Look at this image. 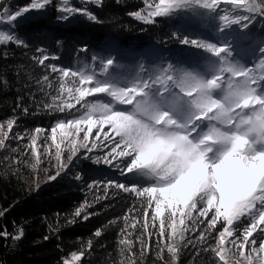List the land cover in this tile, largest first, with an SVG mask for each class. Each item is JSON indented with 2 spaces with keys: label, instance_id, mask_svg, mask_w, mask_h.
<instances>
[{
  "label": "snow or ice",
  "instance_id": "snow-or-ice-1",
  "mask_svg": "<svg viewBox=\"0 0 264 264\" xmlns=\"http://www.w3.org/2000/svg\"><path fill=\"white\" fill-rule=\"evenodd\" d=\"M86 2L102 6V0ZM142 2L143 8L128 15L145 24H155L158 17L167 20L190 14L189 21L193 23L202 22L205 17L217 19L218 31L224 32L233 25L248 29L257 15L264 17V0ZM51 3L52 0H30L26 7L14 11L5 6L0 11V23L6 20L7 26H13L18 18H25L32 10H46ZM57 11L60 13L57 19L61 21L80 14L89 21L100 22L87 8L71 6L70 0H59ZM172 35L182 45L202 49L207 56L202 62L195 60L187 65L161 59L150 66L141 57L137 70L124 74L116 71L124 65L110 54H93L92 64L85 62L73 69L46 65V61L58 57H50L45 49L36 48L39 55L32 60L57 74L55 83L47 74L37 80V84L43 82L55 92H45L41 87L50 98L38 103L37 111L73 117L61 119L51 128L58 170L48 180H55L67 169L73 158H78L80 149L86 150V159L120 172L127 182L93 181L88 187H114L143 201L140 211L133 206L128 210L131 216L126 214L122 218L124 227L120 229L122 238L118 244L121 255L129 254L128 264H137L132 252L134 241L129 237L138 225L145 230L150 226L158 228L160 264H167L165 252L176 264L181 249L193 244L186 235L189 232H198L196 241L204 245L203 251L213 253L215 264H264V42L258 48L257 59L245 62L234 56L235 49L228 40L210 43L191 39L181 28ZM9 44L27 47L14 26L11 30H0V46ZM79 51L87 52L88 46ZM5 83L0 81V87ZM72 109L76 111L71 112ZM22 111L27 114L28 109ZM17 123L15 116L0 123V149L8 147L6 141ZM44 131L36 128L34 134H28L34 157L29 167L33 170L43 163L36 144L38 135ZM81 133L82 139L78 140ZM24 138L16 134L17 140ZM101 147L108 151L87 155ZM47 151L49 156L53 155ZM75 179L80 180L81 176L77 174ZM39 186L36 184L34 190ZM90 207L92 204L85 201L75 208L73 218L67 222L75 223L76 218L87 220L92 215L86 211ZM109 223L115 224L117 220ZM13 225L15 228V222ZM48 228L51 231L52 225ZM101 234L100 229L94 232L96 237ZM254 234L261 237L258 247ZM23 235L22 226L15 234L7 230L0 233L13 241H19ZM136 239L142 254L147 247L143 233ZM88 246L91 247V241ZM229 254L240 259L230 261ZM83 255L84 251L72 252L62 264H78Z\"/></svg>",
  "mask_w": 264,
  "mask_h": 264
},
{
  "label": "trees",
  "instance_id": "trees-1",
  "mask_svg": "<svg viewBox=\"0 0 264 264\" xmlns=\"http://www.w3.org/2000/svg\"><path fill=\"white\" fill-rule=\"evenodd\" d=\"M8 2L10 0H0V11ZM58 2L59 0H53L47 13L42 16L18 23L16 32L25 39L27 47L15 44L0 46V81L6 82L0 87V123L15 116L18 123L14 127V133L25 137L18 142L8 140L9 149H0V212L7 209L0 216V233L7 230L8 233L15 234L21 226L24 231L19 241L0 236V264H62L64 259H70L72 252L81 251H84V255L78 264H120L121 261L128 264L129 254L125 252L121 255V246L118 244V240L122 238L119 235L120 229L124 227L122 218L126 214L131 216L128 210L133 206L140 211L143 201L132 193L114 187L105 189L100 185L88 191L83 190L74 181L73 174L70 175L73 176L72 181L67 178L69 175L60 174L55 180L40 183L38 190H34V180L41 178V174L55 175L56 169L51 165L44 172L43 164L36 170L29 167L33 163V157L31 149L26 148L30 144L28 134H34L36 128L48 131L59 120L73 118L65 113L49 114L43 109L37 111V104L50 98L45 92L55 94L54 89L47 88L43 82L37 84V80L47 74L55 83L57 74L32 60L34 55H39L35 50L40 47L50 57H58L49 59L45 62L46 65L55 64L73 69L85 62L92 64L93 54H110L124 65L123 68H117V72L131 74L137 70L136 65L141 57L149 66L160 63L161 59L178 65H187L195 60L202 62V58L207 56L202 49L182 45L173 37V32L178 28L183 30L184 35H190L191 39H205L210 43H222L228 39L224 32L218 31L219 21L214 18L205 17L202 22L193 23L189 21L190 14H184L167 20L157 18L155 24L137 21L128 13L143 8L142 0H102V6L99 7L91 3H74L77 8H87L94 13L100 22L89 21L82 15L61 21L57 19L60 15L57 11ZM29 3L30 0H16L19 7ZM232 27L240 29L238 25ZM232 27L228 31H232ZM246 33L264 41V17L257 15ZM85 45L88 46V51H79ZM259 47L257 46V50ZM234 56L249 62L235 52ZM255 56L257 59L259 52ZM95 70L98 72L99 68L96 67ZM41 87L45 88V92L41 91ZM23 108L28 109L27 114L22 111ZM76 108H80V105H76ZM70 111L75 112L76 109ZM106 151L108 148L101 147L89 155H101ZM25 160L27 164L24 163ZM76 162L79 173L83 176L92 168L109 167L97 165L85 157ZM113 172H117V175ZM113 172L110 176L113 174L114 180L127 182L117 169ZM130 179L131 176L128 177ZM96 197L99 199H95ZM85 201L92 204V207L86 209L92 215L87 220L76 218L75 223L69 224L67 221L73 218L75 208ZM45 217L47 221L44 220ZM139 219L142 220L143 217ZM113 220H117V223L110 224ZM149 223L151 225V221ZM49 224L52 225L51 231ZM156 224H159L158 220ZM97 229L102 232L99 237L94 236ZM157 232L158 228L150 226L145 230L138 225L129 237L134 241L132 252L135 253L133 258L137 264H160L157 258ZM142 233L147 247L141 254V244L136 238ZM186 235L193 244L181 249L176 264H215L213 253L203 251L204 245L196 241L198 232ZM45 236L49 238L45 240ZM164 257L167 264H173L169 254L165 252Z\"/></svg>",
  "mask_w": 264,
  "mask_h": 264
},
{
  "label": "rangeland",
  "instance_id": "rangeland-1",
  "mask_svg": "<svg viewBox=\"0 0 264 264\" xmlns=\"http://www.w3.org/2000/svg\"><path fill=\"white\" fill-rule=\"evenodd\" d=\"M76 1L82 2V3H87L86 0H70L71 6L76 7L75 4H74ZM26 6L27 5L21 6V7H26ZM7 7L11 8L13 11L18 9V8H20L16 4V0H10V2H8ZM57 7H58V5H57ZM48 8H49V6L46 8V10H42V11L32 10V11H30L29 13L25 14V18H18L17 22H14L13 26L16 28V26L18 25L19 22L27 20V19H29L31 17H40V16H42L43 14L47 13ZM76 15H80V14H75L71 18L75 17ZM13 26H7V21L5 20L4 22L0 23V30H11V27H13ZM245 31L247 32V29L241 30V31H239L237 33L238 34L237 35L238 38L236 39V42H234V43H232V41L234 40L236 33L233 35V37H231V33H232L231 30L230 31L225 30L224 33H225L228 41H230L232 43V45H233V47L235 49V51H234L235 54H237L241 58H243V57L246 58V60H248L249 62H252V61L256 60L255 59V57H256L255 54H256V52H258L257 46H260L261 43L264 42V41H259V39L255 35L253 37L248 36ZM241 39H243V40H241ZM236 43H237V45H236ZM95 131L96 130L94 129L93 130V136H94ZM59 136H60V130L58 129L57 130V138H58L57 142L58 143L60 142ZM82 136H83V133L80 134V137L78 138V140L82 139ZM50 137H51V129L48 130V131H44V132L40 133V135H38V138H37L36 148H37L38 152L40 153L41 160L43 161L42 164H43V167H44V172H47L50 169L51 165L53 166V168L56 169V171L58 170V167H57L58 162L56 161V159L54 157L55 147L52 145ZM92 138L93 137H90V140ZM101 138H103V133H101ZM9 141L10 142H18L19 141V140L16 139V133H14V129H13L12 132L9 133ZM98 143H99V141H98ZM6 144H7V141H6ZM20 144H24V143L20 142ZM63 146L64 145H62V147ZM26 148L30 149L29 146H27ZM7 149H9V146L7 147ZM47 150H50L53 153V155L49 156ZM85 153H86L85 149H80V153L78 154V158L74 157L73 161L69 163L68 168L64 169L63 171H61V174L69 175V177H67V178H69V180L72 179L73 176L70 177V175L73 174L74 175V178H73L74 181L76 183H78L79 185H81L83 190H86V191H88L90 189L88 186L90 184H92L93 181H98V180L99 181H103V180L106 181V180H109V179L110 180H114L113 174H111V176H110V173L115 171L116 168L112 167V166H109L107 168L98 166L96 168H92L88 172L86 171V173H88V174H86L85 176L81 175L79 173V168H78V165H77L76 161H78V160L80 161L81 159H83L85 157ZM66 154L67 153L65 152L64 153V157L65 158H66ZM89 154L90 153H87V155H89ZM31 156L33 157L32 153H31ZM33 162H34V157H33ZM95 172H98L99 175L101 176V178H99L98 176H95L96 175ZM113 173H114V175H117V172H113ZM77 174H79L81 176L80 180L75 179ZM48 181H49L48 180V176L46 174L45 175L41 174V178H38V179L34 180V184L36 186V184H40L42 182L46 183ZM114 181H116V180H114ZM116 182H118V181H116ZM255 238L257 239V245L256 246L258 247L259 242L261 240V237L260 236H256ZM245 251L246 252L248 251V247L247 246L245 248ZM238 259H240L238 256H232L231 254H229V260L230 261L231 260H238Z\"/></svg>",
  "mask_w": 264,
  "mask_h": 264
},
{
  "label": "bare ground",
  "instance_id": "bare-ground-1",
  "mask_svg": "<svg viewBox=\"0 0 264 264\" xmlns=\"http://www.w3.org/2000/svg\"><path fill=\"white\" fill-rule=\"evenodd\" d=\"M92 173V172H91Z\"/></svg>",
  "mask_w": 264,
  "mask_h": 264
}]
</instances>
